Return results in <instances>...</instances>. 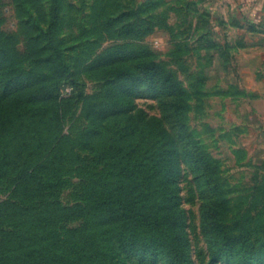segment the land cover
I'll use <instances>...</instances> for the list:
<instances>
[{
    "label": "rangeland",
    "instance_id": "1",
    "mask_svg": "<svg viewBox=\"0 0 264 264\" xmlns=\"http://www.w3.org/2000/svg\"><path fill=\"white\" fill-rule=\"evenodd\" d=\"M224 27L208 0H0V121L31 83L50 114L58 110L56 125L70 147L102 128L105 116L114 131L137 128L130 140L141 143L148 117L157 126L161 110L146 99L145 70L161 65L186 92L176 131L191 134L200 159L197 167L183 164L178 179L188 261L264 264V67L254 79L228 51ZM171 121L163 115L162 126ZM204 174L212 178L199 182ZM79 181L64 188V204L76 203ZM7 189L0 176V203ZM235 237L243 242L231 246ZM232 253L238 256L229 261ZM127 264L168 262L151 255Z\"/></svg>",
    "mask_w": 264,
    "mask_h": 264
},
{
    "label": "trees",
    "instance_id": "2",
    "mask_svg": "<svg viewBox=\"0 0 264 264\" xmlns=\"http://www.w3.org/2000/svg\"><path fill=\"white\" fill-rule=\"evenodd\" d=\"M51 15L50 29L57 3ZM145 72L146 99L161 110L157 126L148 117L141 143L130 140L137 128L114 131L105 116L102 128L86 131L70 147L56 125L58 110L50 114L44 107L40 88L32 92L28 83L18 101H8L0 121V176L10 191L0 203V264H127L132 256L151 255L190 264L178 179L183 164L197 167L200 159L191 134L176 131L187 95L161 65ZM165 114L172 118L168 129L161 123ZM98 137L104 138L100 146L93 142ZM74 178L80 179L76 203L64 204V188Z\"/></svg>",
    "mask_w": 264,
    "mask_h": 264
},
{
    "label": "crops",
    "instance_id": "3",
    "mask_svg": "<svg viewBox=\"0 0 264 264\" xmlns=\"http://www.w3.org/2000/svg\"><path fill=\"white\" fill-rule=\"evenodd\" d=\"M208 1L225 23L228 51L240 56L242 65L253 70L254 79L260 78L259 69L264 67V0Z\"/></svg>",
    "mask_w": 264,
    "mask_h": 264
}]
</instances>
